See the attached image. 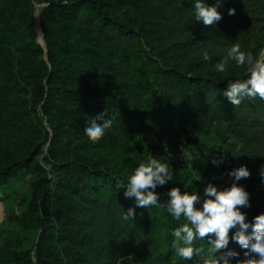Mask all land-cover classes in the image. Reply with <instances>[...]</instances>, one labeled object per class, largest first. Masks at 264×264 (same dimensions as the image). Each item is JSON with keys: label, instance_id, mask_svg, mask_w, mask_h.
<instances>
[{"label": "trees", "instance_id": "16d2710c", "mask_svg": "<svg viewBox=\"0 0 264 264\" xmlns=\"http://www.w3.org/2000/svg\"><path fill=\"white\" fill-rule=\"evenodd\" d=\"M40 1L45 48L36 41L34 2L0 0V54L4 49L14 54V60L0 62V93L11 103L0 109L9 124L0 133L4 140L27 142L14 143L13 154L0 163V185L22 169L45 172L32 183L40 229L33 264H195L198 257L183 260L171 247L172 231L186 222L183 217L177 221L166 208L137 207L134 197L123 194L120 185L127 186L141 152L180 165L156 145H131L138 131L169 135L186 164L195 158L189 146L201 147L196 133L226 123L245 139L243 146L222 164L212 163V176L198 185L229 188L234 178L227 173L244 166L250 176L235 182L249 194L250 206L239 210L249 223L264 214V100L244 97L233 106L223 93L228 80L248 78L247 65L230 61L226 72L215 69L234 44L258 60L264 0H220L222 19L207 27L195 19L194 0ZM203 2L216 6L217 0ZM133 75L152 82L146 89L150 95L128 85ZM105 110L106 118L115 116L113 125L93 142L84 130ZM115 131L123 143L115 141ZM180 136L186 141L182 147L176 141ZM45 144L46 170L35 160ZM101 149L95 156L93 150ZM196 182L173 172V179L155 191L176 187L191 193ZM129 208L135 210L134 221L122 219ZM234 232L229 230L222 250L238 253L229 264L249 258L231 239ZM208 239L193 244L206 256L212 252ZM26 253L9 262L26 264Z\"/></svg>", "mask_w": 264, "mask_h": 264}, {"label": "clouds", "instance_id": "9594fccd", "mask_svg": "<svg viewBox=\"0 0 264 264\" xmlns=\"http://www.w3.org/2000/svg\"><path fill=\"white\" fill-rule=\"evenodd\" d=\"M220 0L216 6H208L203 0H194L193 7L195 19L202 21L204 26H215L222 19L217 11ZM229 15L235 14V9L228 10ZM205 60L209 59L207 51L202 53ZM230 61H235L237 67L247 65L248 78L244 80H228L224 95L233 106H239L244 97L264 100V60L254 61L251 53L240 50L239 44H234L227 55L215 65L219 73L227 71ZM107 117L106 110L94 116L85 128V134L93 142H97L105 134V130L112 127L115 116ZM223 162V156L214 158L212 163L219 165ZM234 178L231 187L218 189L212 183H208L203 191V200L196 191L192 193H181L179 188H171L167 195V202H160L159 194L155 191L158 186L165 185L173 179V170L169 165L155 158L147 162H141L128 177L124 196L135 198L137 207L144 208H166L171 216L179 221L181 217L186 221L172 231V245L176 254L183 260L191 261L194 256L198 257L195 264H229L232 257L238 253L232 250L222 251L229 243V230L235 229L231 239L237 242L246 260L238 261V264H264V214L257 215L253 222L246 220V214L242 213L240 207H249V194L235 181L246 179L250 172L244 166L233 169L227 173ZM260 176L264 180V166L261 167ZM201 204L200 208L196 205ZM122 219L128 221L135 219V210L129 208L122 213ZM249 229L251 231L249 232ZM212 236L215 239H212ZM208 237L211 246V254H205L202 247H193L194 241ZM220 252L217 256L215 253ZM131 259V257L122 258Z\"/></svg>", "mask_w": 264, "mask_h": 264}, {"label": "rangeland", "instance_id": "374dc122", "mask_svg": "<svg viewBox=\"0 0 264 264\" xmlns=\"http://www.w3.org/2000/svg\"><path fill=\"white\" fill-rule=\"evenodd\" d=\"M32 1L34 2V9H41L45 5V3L40 0ZM37 28L39 30L37 31L35 28L37 34L36 41L45 48L40 23ZM103 46L105 48L109 47L107 43H103ZM12 60H14L12 50L4 49L0 54V62L4 63ZM258 60H264V47L261 50ZM126 82L130 87L142 91L145 95H150L146 89L149 86L151 89L152 82L145 75H133L129 77ZM0 97L5 99L4 101L0 100V109L10 107V96H3L0 93ZM0 115V130L5 131L9 128V124L1 113ZM43 123L46 125L45 120H43ZM114 133L115 141L118 144L123 143L124 137L118 135L116 131L113 132V134ZM141 133L138 131L132 136L130 140L131 145L141 146L143 144ZM195 137L199 140V145L201 144V147L190 145L188 148L189 154L195 153L194 159L188 161L184 165L162 163L169 165L170 170H173L174 173L180 174L183 177L189 176L193 178L195 182L197 181L191 191L199 193L201 200H203V191L205 187L203 184L198 185L199 180L210 178L214 171L212 162L210 158L208 159L207 155L210 154L211 158L223 156L224 162L226 156L234 154L243 146V141L245 139L237 131L232 130L226 123L222 122L213 123L207 130H200L196 133ZM39 142L41 143V141ZM14 143H21L23 146L27 144L26 141H20L17 137H5L4 140L0 133V163L4 162L6 155L13 154L12 146ZM105 149H101V151L93 150V152L95 156H98ZM46 150L47 144L42 147L41 154L37 155L35 159L44 170L48 168L44 160V157L47 155ZM141 153L136 156L138 164L147 162L149 159L153 158L149 157L148 154ZM43 174H45V172H34L31 169H22V171L16 173L14 176L6 178L4 183L0 185V264H12L9 260L22 251L27 252L25 254L26 264H33L35 261L33 247L37 242L40 229L37 220L39 213L36 211L34 203L36 194L32 183L37 176ZM170 189L171 188H161L157 193L160 198L167 202L169 199L167 193Z\"/></svg>", "mask_w": 264, "mask_h": 264}, {"label": "built area", "instance_id": "2783aa9c", "mask_svg": "<svg viewBox=\"0 0 264 264\" xmlns=\"http://www.w3.org/2000/svg\"><path fill=\"white\" fill-rule=\"evenodd\" d=\"M141 140L144 145L153 146L156 145L159 149L164 153V155L170 160L183 165L185 163L184 155L180 150L174 149V145L167 134H155L151 131H144L141 133ZM177 141L179 146H183L185 144L184 136H180Z\"/></svg>", "mask_w": 264, "mask_h": 264}, {"label": "water", "instance_id": "95a60500", "mask_svg": "<svg viewBox=\"0 0 264 264\" xmlns=\"http://www.w3.org/2000/svg\"><path fill=\"white\" fill-rule=\"evenodd\" d=\"M35 15V19H36V24H35V28L37 29V25L39 26V16L36 15V13H34ZM38 31V30H37ZM39 33V32H38Z\"/></svg>", "mask_w": 264, "mask_h": 264}, {"label": "bare ground", "instance_id": "6f19581e", "mask_svg": "<svg viewBox=\"0 0 264 264\" xmlns=\"http://www.w3.org/2000/svg\"><path fill=\"white\" fill-rule=\"evenodd\" d=\"M39 10H40V8L35 9V13H36L37 16H38V14H39ZM37 26H38V25H37ZM37 30H39V29L37 28Z\"/></svg>", "mask_w": 264, "mask_h": 264}]
</instances>
